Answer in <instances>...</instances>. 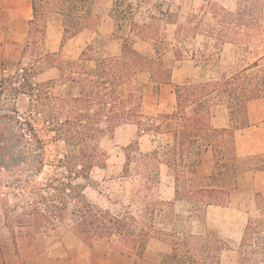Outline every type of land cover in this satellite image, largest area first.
I'll return each mask as SVG.
<instances>
[{"label": "trees", "instance_id": "trees-1", "mask_svg": "<svg viewBox=\"0 0 264 264\" xmlns=\"http://www.w3.org/2000/svg\"><path fill=\"white\" fill-rule=\"evenodd\" d=\"M59 1L33 0V17L29 21L18 68L14 74L0 80V99L6 92L27 98L25 120L32 133L36 136L52 134L54 141L64 144L61 156L49 164L54 173L41 180L27 181L21 188L17 204L20 214L12 220L8 210L5 211L6 223L15 241L53 229L60 222L69 225L87 244L106 242L124 252L137 254L145 251L151 237L172 238V251L163 258L162 264H221V252L227 244L214 231L184 233L176 228H159L156 216L166 207H174L176 202L183 200L190 203L192 212L202 215L211 204L225 206L229 203V186L217 181L223 168L220 162L224 164L230 156L236 158L235 131L249 125L247 104L264 96V75L251 74L261 66L264 54L230 75L173 85L177 105L172 114L179 116L181 122L174 130L165 154L174 174L175 199L148 204L139 213L129 210L115 213L97 207L88 199L86 182L91 180L94 169L104 168L107 162V153L98 142L100 135H112L122 125L136 124L139 131L153 126L149 122L151 119L143 113V90L135 85L127 93L121 91L133 73L145 64L143 55L134 48L133 38H149L151 25L132 23L130 35L122 38L121 55L101 57L95 60L93 67L87 65L91 59L87 49L74 62L58 57L56 66L60 75L76 85L77 92L55 97L50 90V81H37L35 77L36 64L45 54L46 12L58 6ZM118 2L115 0V6ZM245 5L241 2L236 12L226 11L222 15L220 25L224 27L223 35L229 39L226 41L241 43L255 32H264V25L259 20L240 17ZM74 7L72 5L71 9ZM87 21L86 15L73 14L69 10L61 47L85 28H90ZM251 30L253 32L249 34L247 31ZM152 76L159 84L171 83L172 72L156 69ZM218 105H224L228 110V127L212 124L213 108ZM204 145L219 151V171L217 175L201 178L196 175V167L202 160ZM43 168L44 163L39 162L37 172L41 173ZM81 179L85 182H80ZM262 231L263 218L249 220L241 242V253L247 257L241 259V263L264 262L263 258L252 257L256 251H264V239L255 237Z\"/></svg>", "mask_w": 264, "mask_h": 264}, {"label": "rangeland", "instance_id": "rangeland-1", "mask_svg": "<svg viewBox=\"0 0 264 264\" xmlns=\"http://www.w3.org/2000/svg\"><path fill=\"white\" fill-rule=\"evenodd\" d=\"M118 1L115 6V0H60L58 6L49 9L46 12L45 54L36 64L35 79L50 81V90L55 97L76 93L77 86L68 83L60 75L56 66L58 57L74 62L87 49L91 58L87 65L93 67L95 60L101 57L121 55L122 38L130 35L132 23L151 25L149 38H133L134 48L143 55L145 64L133 73L121 91L127 93L135 85L143 90V113L151 119L149 122L153 126H146L145 131H139L136 124L122 125L112 135H100L98 142L107 153V162L104 168L93 170L91 180L86 182L85 188L88 199L97 207L115 213L126 210L139 213L148 204L159 200L170 201L175 187L174 174L167 164L165 153L173 140V132L179 126L180 118L172 114L175 109L170 105L169 109L155 106L160 84L151 75L156 69L160 72L171 70V83L166 86L171 91L166 94V98L170 95L174 102L175 83L218 79L224 74L236 72L264 54V32H255L246 41L238 43L236 40V43L226 41L229 39L223 35L224 27L220 25L226 11L236 12L241 2L246 5L240 17L259 20L264 25V0ZM72 5L75 6L73 9ZM69 10L73 14L86 15L90 28H85L80 36L69 39L61 47ZM95 31H98L97 34ZM247 32L251 34L253 30ZM25 39L26 37L16 44V54L3 61V76L16 72ZM251 74L264 75V59L261 66L251 71ZM26 103V97L9 92L0 99V211L5 213L8 210L12 220L21 212L17 205L21 198V188L27 181L41 180L47 174H53L54 170L49 164L57 156H61L64 150L63 142L54 141L52 134L39 133L36 136L32 133L26 125ZM255 110V103H250V111ZM213 111L215 125L229 121L226 106H215ZM259 112L261 108H258L257 115L252 114L254 119L263 117V113ZM40 139L45 142L40 143ZM218 156L219 151L213 150L212 159L215 161ZM262 161L264 157L261 155L240 160L230 156L224 164L220 163L223 168L218 175L221 181L218 182L230 187L237 170ZM39 162L44 163L41 173L37 172ZM80 182L85 181L81 179ZM202 218V214L192 212L190 203L183 200L176 202L174 207H166L164 212L158 214L156 224L159 228H176L186 233L191 227L194 230L205 229L203 222L198 223ZM17 230L21 231L19 228ZM33 235L30 238H19L25 256L47 250L61 254L64 249L73 247L77 240L89 247L91 255L101 258H97V264H107L105 257L108 259V256L117 257L113 259V264H157L159 257L162 256L163 260L172 251V238L166 236L151 237L142 254L124 252L116 245L106 242L90 245L83 242L69 225L60 222L53 229L42 230L36 236ZM179 237L182 238L183 235ZM260 237L264 238V235ZM229 247L222 254L221 264H237L240 256L238 250L235 252L237 248ZM145 255L150 258H145ZM246 257L247 255L241 256L242 259ZM252 257L264 259V251H256Z\"/></svg>", "mask_w": 264, "mask_h": 264}, {"label": "crops", "instance_id": "crops-1", "mask_svg": "<svg viewBox=\"0 0 264 264\" xmlns=\"http://www.w3.org/2000/svg\"><path fill=\"white\" fill-rule=\"evenodd\" d=\"M32 17L33 0H0V80L3 77V61L6 57L16 54L15 46L18 41L27 36L29 21ZM82 32L77 36H80ZM97 32L94 33L97 34ZM166 86H168L167 83L160 84L159 97L155 106L169 109L168 105H170L176 109V98H174V102L172 96L169 95V98H166V94L171 91ZM252 102L255 103V109L261 108L263 113L261 119H254L253 115H257V110L250 111V103ZM247 110L249 125L235 131V159L237 160L248 156L261 155L264 157V96L250 100L247 104ZM214 118L215 111H213L212 116V124L215 127L229 126V121L226 124L215 125L213 123ZM180 122L181 119H179V125ZM213 150L210 145L203 146L202 160L196 167L198 177L206 178L217 175L219 164H217V160L212 159ZM232 179L233 183L229 187V203L225 206L209 205L202 215L203 218L198 221L201 224L203 222L202 225L205 229L194 230L191 227L190 230L194 233L214 231L220 239L226 242L227 250L230 248L229 245L237 248L234 250L235 252L238 250L240 255L236 261L237 264H264V262L241 263V256H243L241 255V242L246 225L250 219H264V161L257 165H246L239 171L237 170ZM218 180L221 181L219 178ZM172 199H175V187ZM261 235H264V231L256 234L255 237ZM224 250L221 252V259ZM165 251L168 253V249ZM97 258L101 259L91 255L89 247L87 248L80 240L75 241L73 247L64 249L61 254H54L47 250L44 253L25 256L22 253L19 239L15 241L6 223L5 213L0 211V264H97ZM116 258L108 256L107 259L105 257L107 264H113V259ZM145 258L149 259L150 256L145 255ZM161 260L162 256L157 259V264H161Z\"/></svg>", "mask_w": 264, "mask_h": 264}]
</instances>
